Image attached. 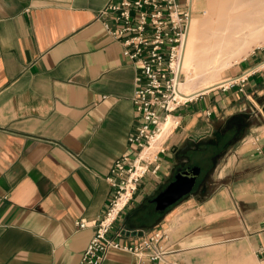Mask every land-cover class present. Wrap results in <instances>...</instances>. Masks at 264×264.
Wrapping results in <instances>:
<instances>
[{
  "label": "crops",
  "instance_id": "obj_1",
  "mask_svg": "<svg viewBox=\"0 0 264 264\" xmlns=\"http://www.w3.org/2000/svg\"><path fill=\"white\" fill-rule=\"evenodd\" d=\"M109 2L0 0V264H81L93 229L75 223L103 214L114 162L135 153L136 70L97 19ZM263 83L249 80L243 94L215 87L177 110L181 125L160 171L139 184L110 238L136 242L160 231L176 264H264V124L232 150L227 184L163 213L148 207L170 183L180 145L247 111L251 87L264 94ZM133 262L111 250L102 264Z\"/></svg>",
  "mask_w": 264,
  "mask_h": 264
},
{
  "label": "built area",
  "instance_id": "obj_2",
  "mask_svg": "<svg viewBox=\"0 0 264 264\" xmlns=\"http://www.w3.org/2000/svg\"><path fill=\"white\" fill-rule=\"evenodd\" d=\"M191 14L189 0H110L98 14L107 34L121 45L122 57L136 70L134 123L128 138L136 150L134 155L124 154L114 162L107 177L111 195L103 214L75 223L79 230L93 229L81 264H102L111 250L132 255V264H176L166 258L162 245L166 236L160 231L136 242L121 241L120 233L115 238L109 234L131 205L142 180L160 171V158L170 150V138L181 125L176 112L193 100L180 94L181 62ZM261 70L249 68L237 81L219 88L235 87L243 94L249 79ZM256 143L257 139L252 141ZM258 254L264 256V246Z\"/></svg>",
  "mask_w": 264,
  "mask_h": 264
},
{
  "label": "bare ground",
  "instance_id": "obj_3",
  "mask_svg": "<svg viewBox=\"0 0 264 264\" xmlns=\"http://www.w3.org/2000/svg\"><path fill=\"white\" fill-rule=\"evenodd\" d=\"M190 2L193 10L196 2L195 0ZM262 7L264 0H206L201 9V18L189 20L187 26L181 62V73L186 75V82L180 85V94L183 98L193 99L215 87L235 82L228 78L217 82L210 81L203 87L192 89L198 77L205 76L206 73L210 79L215 77L223 68L220 62L226 57L237 54L239 60L246 54L247 48L244 45L247 43V37L242 35V32L249 29L247 36L252 38L257 26L254 20H245L244 15L248 11ZM236 24H239L237 28Z\"/></svg>",
  "mask_w": 264,
  "mask_h": 264
},
{
  "label": "rangeland",
  "instance_id": "obj_4",
  "mask_svg": "<svg viewBox=\"0 0 264 264\" xmlns=\"http://www.w3.org/2000/svg\"><path fill=\"white\" fill-rule=\"evenodd\" d=\"M195 2L196 3H194L193 5V10L191 9L192 14H191L190 20H192L195 17L201 18L202 16L201 9L205 5L206 0H195ZM190 3L191 2L189 0V4ZM190 8H191V4H190ZM263 8L264 7H262L261 9L259 8L260 10L256 9L251 12L248 11L244 15L245 20L247 21L254 20L255 25L257 26L255 35L252 38H250V36H247L249 29H244V31L242 32V35L247 37L246 38L247 43L244 45L245 48H247L246 54L242 55V58H240L239 60H237V56H236L237 54H233V55H230V57H226V59L223 62H220L223 68L220 69L217 75L213 77L212 79L208 77L207 73L205 74V76L198 77L197 80L192 85L193 90L205 86L206 83L210 81L217 82V81L225 80L228 78L234 81H237L238 78L243 74V72H245L249 68H254V67L255 69L261 68L262 70L259 71L254 76H252L249 80L252 79L253 81L256 82L259 78L264 77V69L262 68L264 65V11H263ZM235 26L237 28L239 24H236ZM185 82H186V75L183 73L182 83H185ZM258 86L251 87L252 91H250V93H254L255 97H260L259 95H264V94H261L260 93L261 91L257 89ZM262 86H263L262 91L264 92V83ZM218 89L219 87L211 91H214V90L220 91ZM211 91L207 93H210ZM254 96H252L250 100V101H253L252 103L254 105L253 106L251 105L250 107L247 106L246 108H247V111L253 115L254 122L257 125L258 124L261 125V124H264V117L261 113L260 104L264 102L263 101L264 99L259 98V100H257L256 98H254ZM227 118L215 123L213 127V132L211 133V135L207 136L204 140H202L198 144H194V143L188 144L184 142L180 145L179 147L180 149L178 150L177 157H176L177 164L175 165L174 169L170 173L168 182L173 179V176L176 170L180 168L182 165L183 166L184 165H190V166L196 165L197 167L201 169V175H200V178L197 182V185L194 191L188 196L184 197L183 199L188 198V197L189 198L199 197V199L202 200L205 197H208L209 195H211L221 186L227 184L233 178L234 176L233 174H232L233 176H231V175H228V172L226 170L223 171V166H225V164L227 163L228 157L232 154L231 152L235 147L229 149L228 151L224 153H216L214 152L213 147L211 146V143L215 140V137H216L215 135L216 129L218 128V126L223 125L224 122L227 120ZM170 147L172 148V146ZM148 207L150 209L154 208L151 202L148 203Z\"/></svg>",
  "mask_w": 264,
  "mask_h": 264
},
{
  "label": "water",
  "instance_id": "obj_5",
  "mask_svg": "<svg viewBox=\"0 0 264 264\" xmlns=\"http://www.w3.org/2000/svg\"><path fill=\"white\" fill-rule=\"evenodd\" d=\"M261 113L264 117V103L260 104ZM205 136L195 137V141L204 138ZM201 169L199 167H195L191 170H185L178 172L175 175V180L168 184V186L159 193L153 202L155 203V211L163 213L169 207L175 205L184 197L188 196L192 193L197 178L199 177ZM137 233H141L139 231H134L133 235Z\"/></svg>",
  "mask_w": 264,
  "mask_h": 264
},
{
  "label": "trees",
  "instance_id": "obj_6",
  "mask_svg": "<svg viewBox=\"0 0 264 264\" xmlns=\"http://www.w3.org/2000/svg\"><path fill=\"white\" fill-rule=\"evenodd\" d=\"M256 125L253 115L248 111L230 116L215 131L216 137L211 143L214 152L224 153L236 147L249 133L250 129Z\"/></svg>",
  "mask_w": 264,
  "mask_h": 264
},
{
  "label": "flooded vegetation",
  "instance_id": "obj_7",
  "mask_svg": "<svg viewBox=\"0 0 264 264\" xmlns=\"http://www.w3.org/2000/svg\"><path fill=\"white\" fill-rule=\"evenodd\" d=\"M195 167H197L196 165H182L180 168H178L177 170H176V172H175V174H174V176H173V179L170 181V183L172 182V181H174L175 180V175L178 173V172H181V171H185V170H191V169H193V168H195ZM200 175H201V172H200ZM200 175H199V177L197 178V181H196V185H197V182H198V180H199V178H200ZM196 185H195V187H196ZM195 187H194V189H195ZM194 189H193V191H194ZM192 191V192H193ZM157 196V195H156ZM155 196V197H156ZM155 197H153L152 199H151V204L154 206V209H155V203L153 202V200L155 199Z\"/></svg>",
  "mask_w": 264,
  "mask_h": 264
}]
</instances>
